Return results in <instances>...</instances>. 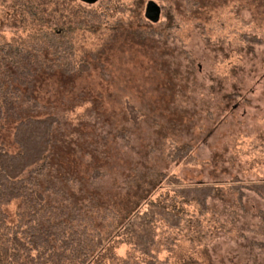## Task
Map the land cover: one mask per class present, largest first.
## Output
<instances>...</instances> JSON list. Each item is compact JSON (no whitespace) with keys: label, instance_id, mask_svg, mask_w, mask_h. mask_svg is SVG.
Wrapping results in <instances>:
<instances>
[{"label":"rangeland","instance_id":"1","mask_svg":"<svg viewBox=\"0 0 264 264\" xmlns=\"http://www.w3.org/2000/svg\"><path fill=\"white\" fill-rule=\"evenodd\" d=\"M137 1L130 14L113 8L133 0H110L106 30L114 27L113 35L100 36L93 26L80 40L87 70L37 76L40 109L33 115L51 113L61 122L57 168L81 177L82 189L99 206H113L121 219L136 204L145 207L146 196L173 186L170 175L184 184H218L221 190L207 198L202 232L191 219L178 246L159 258L166 264L187 257L204 264H264V200L244 190L238 203L229 187L264 180V0H200L196 9L182 5L178 12L174 6L173 16L182 23L173 37H166L172 23L170 15L162 16L166 10L153 23L144 16L147 0ZM55 28L50 11L42 26L18 28L5 18L0 38L25 42ZM149 30L162 36L143 35ZM239 32L259 41L242 42L235 37ZM127 104L137 109L138 121ZM2 122L0 143L15 152V122ZM186 144L193 146V161L172 155ZM155 171L167 177L157 182ZM15 207H8L12 218ZM129 249L124 243L114 248L120 257Z\"/></svg>","mask_w":264,"mask_h":264},{"label":"trees","instance_id":"2","mask_svg":"<svg viewBox=\"0 0 264 264\" xmlns=\"http://www.w3.org/2000/svg\"><path fill=\"white\" fill-rule=\"evenodd\" d=\"M156 1L163 12L166 10L162 16L170 15L172 21L166 27V37H173L182 23V19L173 16L174 6L176 12L182 5L186 11L200 6V0ZM109 2L0 0V20L6 18L14 27L42 26L48 11L56 24L55 29L40 30L25 42L11 43L0 38V132L3 120L14 121L12 138L17 146V151L9 152L0 143V264H166L168 259L161 260L159 253L178 246L191 219L202 232L201 217L209 211L207 198L221 190L218 184H184L170 175L173 186L156 197L146 196L145 207L136 204L121 219L113 206H99L91 193L82 189L81 177L57 168L63 141L61 122L51 113L44 117L33 115L40 109L34 94L36 79L41 72L60 70L72 75L88 69L80 40L93 26L100 36L113 35L114 27L106 30V25H111L108 12L113 7ZM137 3L133 0L132 5L113 9L131 14ZM115 17L116 21L120 18ZM143 35L162 33L149 30ZM235 37L246 43L259 41L254 34L245 32ZM126 107L130 117L138 121L137 109L130 104ZM92 111L99 115L93 108ZM192 150L193 146L186 144L175 148L172 155L193 161ZM153 173L157 182L159 177H167ZM155 184L153 180L147 187ZM229 187L236 191L238 203L244 190L255 191L264 200V180L238 181ZM14 202L12 218L8 207ZM117 243L129 246L126 256L115 253ZM176 264L204 263L187 257Z\"/></svg>","mask_w":264,"mask_h":264},{"label":"water","instance_id":"3","mask_svg":"<svg viewBox=\"0 0 264 264\" xmlns=\"http://www.w3.org/2000/svg\"><path fill=\"white\" fill-rule=\"evenodd\" d=\"M81 1L91 4L96 2L97 0H81ZM160 13H161V7L159 6V4L154 0H147L144 10L145 18L155 23L159 20Z\"/></svg>","mask_w":264,"mask_h":264}]
</instances>
